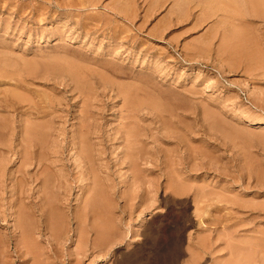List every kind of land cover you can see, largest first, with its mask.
Listing matches in <instances>:
<instances>
[{"label": "rangeland", "instance_id": "374dc122", "mask_svg": "<svg viewBox=\"0 0 264 264\" xmlns=\"http://www.w3.org/2000/svg\"><path fill=\"white\" fill-rule=\"evenodd\" d=\"M0 50V264H264V124L248 121L264 117V0H0ZM30 118L44 165L26 169ZM81 127L102 155L94 214ZM22 206L36 254L14 232Z\"/></svg>", "mask_w": 264, "mask_h": 264}, {"label": "bare ground", "instance_id": "6f19581e", "mask_svg": "<svg viewBox=\"0 0 264 264\" xmlns=\"http://www.w3.org/2000/svg\"><path fill=\"white\" fill-rule=\"evenodd\" d=\"M101 1V0H100ZM120 1V0H119ZM229 1V0H228ZM256 1V0H255ZM90 3V2H89ZM215 4V3H214ZM221 4V3H220ZM118 5V4H117ZM127 5V4H126ZM223 4H221V6H222ZM40 6V5H39ZM43 6V5H42ZM257 6V5H256ZM120 7V6H119ZM116 9V8H115ZM118 9V8H117ZM125 9V8H124ZM124 9H121V7L119 8V10L120 11H122V10H124ZM129 9V8H128ZM229 9V8H228ZM207 10V9H206ZM215 10V9H214ZM225 10V9H224ZM234 10V9H233ZM255 10H257V8L255 9ZM259 11V10H258ZM114 12H115V10H114ZM213 12V11H212ZM214 13V12H213ZM221 13V12H220ZM255 13V12H254ZM173 15V14H172ZM187 15V14H186ZM232 15V14H231ZM122 16V15H121ZM207 17V16H206ZM235 17V16H234ZM242 17V16H241ZM94 18V17H93ZM243 18V17H242ZM131 19V18H130ZM136 19V18H135ZM242 21V20H241ZM227 22V21H226ZM243 23V22H242ZM238 24V23H237ZM246 25H247V23H246ZM71 26V25H70ZM132 26V25H131ZM232 29V28H231ZM243 29V28H242ZM237 30V29H236ZM239 30V29H238ZM245 30V29H244ZM226 31V30H225ZM243 31V30H242ZM123 32H125V31H123ZM227 33V32H226ZM127 34V33H126ZM228 34V33H227ZM233 34V33H232ZM248 34H250V33H248ZM244 35V34H243ZM246 35V34H245ZM229 36H230V34H229ZM241 36V35H240ZM232 38H233V35H232ZM241 38V37H240ZM246 39V38H245ZM224 40V39H223ZM228 40V39H227ZM238 42V41H237ZM233 48V47H232ZM238 49H239V47H237ZM234 49V48H233ZM241 49V48H240ZM1 51V50H0ZM230 51V50H229ZM8 53V52H7ZM4 54H6V53H4ZM11 54V53H10ZM8 55V54H7ZM263 56V55H262ZM261 56V57H262ZM238 57V56H237ZM257 57H258V55H257ZM4 58V57H3ZM6 58H8V57H6ZM10 58V57H9ZM247 58H248V56H247ZM2 59V58H1ZM263 59V58H262ZM5 61V60H4ZM7 61L9 62V59H7ZM31 61V60H30ZM2 62V61H1ZM247 64V63H246ZM11 65V64H10ZM16 65V64H15ZM256 65V64H255ZM251 66V65H250ZM260 66V65H259ZM259 66H258V68H259ZM2 67H4V66H2ZM16 67V66H15ZM86 67V66H85ZM262 67V66H261ZM5 68V67H4ZM60 68V67H59ZM252 69V68H251ZM8 70V69H7ZM3 71V70H2ZM0 73H2V72H0ZM3 75H4V73H2ZM7 74V73H6ZM5 76H7V75H5ZM24 76V75H23ZM35 80V79H34ZM30 84V83H29ZM123 84V83H122ZM129 85V84H128ZM136 85V84H135ZM134 85V86H135ZM142 87V86H141ZM131 88V87H130ZM133 88V87H132ZM18 90V89H17ZM124 91V90H123ZM139 93V92H138ZM132 94V93H131ZM144 93H142V95H143ZM15 94H13V96H14ZM141 95V94H140ZM148 95V94H147ZM124 96V95H123ZM149 96V95H148ZM130 97H131V95H130ZM12 98H14V99H12ZM12 98H7V99H5V100H3L4 102H6V104H7V106H9V107H11V108H13L15 111L16 110H18V107H23V106H20V104H19V102H17L16 100H15V98H17V97H12ZM145 98V97H144ZM151 98V97H150ZM150 98H148V100L150 99ZM125 99V98H124ZM18 100H20V99H18ZM127 100H128V98H127ZM126 100V101H127ZM147 100V101H148ZM22 101V100H21ZM151 102V101H150ZM175 103V102H174ZM155 104V103H154ZM129 105H130V103H129ZM170 105V104H169ZM87 106V105H86ZM136 106V105H135ZM179 107V106H178ZM206 107V106H205ZM209 107V106H208ZM34 109H35V107H33ZM126 108H128V106L126 107ZM154 108V107H153ZM131 109H132V107H131ZM85 111V110H84ZM134 111V110H133ZM132 111V112H133ZM209 111V110H208ZM64 112V111H63ZM84 113H86V112H84ZM128 113H131L130 111L128 112ZM134 113V112H133ZM14 114V113H13ZM13 114H10V115H13ZM49 114V113H48ZM126 114V113H125ZM211 114V113H210ZM50 115V114H49ZM132 115H134V114H132ZM209 115V114H208ZM124 116V115H123ZM18 117V116H17ZM47 117V116H46ZM46 117H44V118H46ZM49 117V116H48ZM125 117V116H124ZM135 117V116H134ZM133 117V118H134ZM42 118V117H41ZM130 119V118H129ZM35 120V119H34ZM84 121V120H83ZM249 122H251L252 124H255V125H263L264 124V117H256V118H252V119H250V120H248ZM45 122V121H44ZM82 122V121H81ZM127 122V121H126ZM28 123V124H27ZM27 123L26 122H24V125H23V128L21 129L22 130V132H24V136H23V141H21L20 143H21V148L22 149H30V153H25V156H23V158H22V166H24V168H26L27 169V167L29 168V166L31 165V164H36V165H44L43 164V160L42 159H39V158H37V157H33V154H37L36 153V151H37V149H39V148H43V145H44V139H40V133H39V129H41L42 130V128H40L41 126H43V125H38V124H36L35 122H32L31 121V118L29 119V121L27 120ZM133 123V122H132ZM131 123V124H132ZM219 123V122H218ZM4 124V123H3ZM46 124V123H45ZM44 124V125H45ZM89 124V123H88ZM128 125V124H127ZM83 126V125H82ZM219 126V125H218ZM217 126V127H218ZM127 127V126H126ZM216 127V128H217ZM46 128H48V133L50 132H52V130H51V127L49 126V125H46ZM85 128L86 127H83V129H82V127H81V133L79 134V136H78V138L76 137V138H73L72 139V141H71V143H72V148L70 149L71 150V155H72V153H74L73 154V157L75 158V162H77L78 163V167H80L81 168V171H80V173H81V175H82V173H83V175H87V177H88V175H89V177H88V179H91V180H93L94 181V184H92L90 187H89V189L87 190V194H88V196H86V198H84V200H83V202H82V206H81V210H82V212L83 213H99V212H101V210H99L100 209V207L101 208H103V210L105 209L103 206H105V205H103V200L105 201H107V199H108V197H106L105 195H103L104 194V192H103V188H102V186H101V183L99 182L100 180H99V176L97 175V173H96V168H95V164L96 163H94V160L95 159H97L98 157H96V153H97V149H96V146H98V145H96V144H92V142L88 139V137H90L89 135H90V132L87 130V131H85ZM215 128V129H216ZM219 129H220V127H219ZM219 129H217V130H219ZM222 131H224V130H222ZM131 133H128V138L129 139H131V138H133V135L134 134H132V131H130ZM43 133V132H42ZM53 133V132H52ZM47 137V136H46ZM234 137V136H233ZM127 138V139H128ZM142 138V137H141ZM91 140H93V138L91 139ZM28 141V142H27ZM126 142H127V140H125ZM129 141V140H128ZM137 142V141H136ZM132 143V142H131ZM138 143V142H137ZM46 144H47V142H46ZM45 144V145H46ZM132 145V144H131ZM139 146V145H138ZM18 147V146H17ZM137 147V146H136ZM5 148V147H4ZM11 148V147H10ZM48 148V147H47ZM42 150V149H41ZM45 150V149H44ZM73 150H74V152H73ZM130 150V149H129ZM4 151H6V150H4ZM134 151V150H133ZM25 152V151H24ZM70 153V152H69ZM98 153H99V151H98ZM40 154V153H39ZM23 155V154H22ZM100 155V154H99ZM99 155H97V156H99ZM101 157H102V155H100ZM128 155H127V153L125 154V157H127ZM40 157V156H39ZM46 157V156H45ZM96 157V158H95ZM1 159V158H0ZM21 159V158H20ZM44 159V158H43ZM48 159V158H47ZM98 159H100V158H98ZM97 159V160H98ZM128 159V158H127ZM126 159V160H127ZM34 160V161H33ZM0 161H2V160H0ZM103 161V160H102ZM3 162V161H2ZM1 162V164H3ZM21 162V161H20ZM46 162H49L48 164L49 165H53V163L55 162V161H51V159L50 160H47ZM64 164V163H63ZM49 165H47V167L49 168L50 166ZM6 166V165H5ZM4 167V166H3ZM99 167V166H98ZM23 168V169H24ZM69 171V170H68ZM2 173V172H1ZM0 173V174H1ZM21 173V172H20ZM25 173H26V170H25ZM24 173V174H25ZM13 175V174H12ZM17 175V174H16ZM82 175V176H83ZM3 176V175H2ZM11 176V175H10ZM24 176H26V175H24ZM51 176V175H50ZM81 176V177H82ZM4 177V176H3ZM84 177V176H83ZM87 177H84V178H81V179H84L85 180V182H86V178ZM27 178V177H26ZM51 178V177H50ZM49 178V179H50ZM53 178V177H52ZM94 178H95V180H94ZM4 179V178H3ZM49 179H47V178H45V182L46 183H48L47 185H46V187L44 188V190L42 191L43 192V195L44 196H38L39 198H40V200L41 201H43V204H42V202H41V205L39 204V211H40V213H46V214H48V213H51L50 215H48V216H50V219H54V221L52 222V221H50V224H51V222H52V226H53V224H55V226H54V228H55V230L57 229L58 231H61V228H63V221L64 220H62V218L60 219L58 216L59 215H61V214H59L60 213V211H58V210H56V212L58 211L59 213L57 214V213H54L55 212V210H53V209H56L55 207H53V202H52V199L53 198H47V194L49 193V192H51V190H52V188L54 189V187H56V186H52V188L50 187V185H51V183L53 182H50V181H48ZM16 181V180H15ZM22 181V180H21ZM181 181V180H180ZM49 182H50V184H49ZM84 182V181H83ZM5 183V182H4ZM36 183V182H35ZM80 183V182H79ZM55 184V183H54ZM53 184V185H54ZM62 184V183H61ZM1 185V184H0ZM24 185V184H23ZM19 186H20V184H19ZM62 186H64V184H62ZM87 186V183L86 184H83V187H86ZM24 187V186H23ZM28 187V186H27ZM82 187V188H83ZM57 188H59V187H57ZM16 189H18V188H16ZM23 189V188H22ZM84 189V188H83ZM82 189V190H83ZM112 191V190H111ZM114 191V190H113ZM23 192V191H22ZM25 192V191H24ZM52 193V192H51ZM50 193V194H51ZM68 193V192H67ZM81 193V192H80ZM49 194V195H50ZM106 194V193H105ZM82 195V194H81ZM35 196V195H34ZM85 196V195H84ZM104 196L106 197V199L104 198ZM14 197V196H13ZM30 197V196H29ZM24 198V197H23ZM82 198V197H81ZM55 199V198H54ZM57 199V198H56ZM55 199V200H56ZM19 200H20V198H19ZM25 201V200H24ZM80 201V200H79ZM18 202V201H17ZM57 202V201H56ZM23 203V202H22ZM26 202H24L23 204L25 205V210H24V207L22 208V207H20L18 210H15V217H14V219H15V223H14V232H15V234L16 235H18L19 233H20V238L18 237V239H20L18 242V244H20V246L22 247V249L25 251V249L27 248L28 250H32L33 249V253L34 254H36L37 252L35 251V249L34 248H32L33 247V245H35V242L33 241V240H37V239H34V235H35V233H34V231H36V230H34L33 228H30L31 226H32V224H31V226L29 225L31 222H29V220H24V218H23V216H22V213H21V211L23 212V210L24 211H26L27 213H36L37 212V210L35 211L34 209V207H36L37 209H38V205L37 204H35V202H29V203H32V205H33V207H31V205L29 206L28 204H25ZM105 203H108V202H105ZM22 205V204H21ZM21 205H19V206H21ZM103 205V206H102ZM15 207V206H14ZM14 207H13V209H14ZM53 207V208H52ZM108 208H110L109 206L107 207L106 206V209H108ZM77 209H79V208H77ZM53 210V211H52ZM54 213V214H53ZM25 216H26V218L29 216V215H27V214H25V213H23ZM53 214V215H52ZM56 214V216H54ZM45 216V215H44ZM47 216V215H46ZM54 216V217H53ZM60 217H62V216H60ZM256 217V216H255ZM263 217V216H262ZM98 218V217H97ZM48 217L45 219V224H44V228L42 227V229H44V230H46L47 231V233L52 237V238H54L56 241H58L57 240V236H55V234L58 232L57 230H56V232L54 233L52 230H54V229H52L53 227H48L49 225H47L46 224V222H49L48 220ZM52 219V220H53ZM57 219V220H56ZM96 219V218H95ZM61 220V221H60ZM257 220V219H256ZM61 223H60V222ZM100 221V220H99ZM29 222V223H28ZM43 221L41 222V223H44ZM65 222V221H64ZM69 222V221H68ZM103 222V221H102ZM113 222V221H112ZM26 223V224H25ZM27 223H28V225L30 226L29 228L30 229H33L34 231H33V234H32V230H31V234L30 235H32L33 236V242H34V244L31 246L30 244H32V242H31V240H30V235L26 232V230L28 229H23L22 228V226H25V225H27ZM256 223V222H255ZM25 224V225H24ZM49 224V223H48ZM59 224L60 225H62V227L60 228V226H59ZM95 225H96V223H95ZM97 225H98V223H97ZM97 225H96V228H97ZM41 226L42 225H38V229L40 230V228H41ZM100 226V225H99ZM104 226V225H103ZM113 226H114V224H113ZM26 227V226H25ZM28 227V226H27ZM32 227H34V226H32ZM36 227V226H35ZM34 227V228H35ZM40 227V228H39ZM50 228L52 229L51 230V232H53V233H50ZM82 228V227H81ZM96 228H95V230H96ZM104 228V227H103ZM29 229V230H30ZM54 230V231H55ZM65 229L63 228V231H64ZM108 230H109V228H108ZM215 230V229H214ZM225 230V229H224ZM87 231V230H86ZM99 231V230H98ZM208 231H210V230H208ZM24 232L25 233H27V234H24ZM41 232V231H40ZM82 232V231H81ZM94 232V231H93ZM104 232V231H103ZM114 232V231H113ZM87 233V232H86ZM39 234V233H38ZM63 234V233H62ZM88 234V233H87ZM15 235V236H16ZM29 235V236H28ZM82 235V234H81ZM95 235H96V233H95ZM99 235H100V233H99ZM60 236V235H59ZM110 236V235H109ZM36 237V236H35ZM84 238H85V235L83 236ZM32 238V237H31ZM87 238V237H86ZM99 238V237H98ZM102 238V237H101ZM106 238V237H105ZM87 239H89V237L87 238ZM53 240V239H52ZM86 240V239H85ZM99 240V239H98ZM3 240H2V238H1V235H0V244H3V242H2ZM88 241V240H87ZM86 241V242H87ZM97 241V240H96ZM2 242V243H1ZM37 242V241H36ZM38 242H39V240H38ZM55 242V241H54ZM83 242H84V240H83ZM48 243V242H47ZM57 243H59V242H57ZM97 243H99V242H97ZM96 243V244H97ZM23 245V246H22ZM99 246L101 245V244H98ZM19 246V247H20ZM43 246V245H42ZM18 247V246H17ZM25 249H24V248ZM82 247H84V246H82ZM101 247V246H100ZM233 247V246H232ZM254 247V246H253ZM86 248V247H85ZM258 248V247H257ZM26 249V251H28ZM81 249V248H80ZM83 249V248H82ZM76 250V249H75ZM26 251L24 252V253H26ZM35 251V252H34ZM78 251V250H77ZM236 251H238L237 249H236ZM263 251V250H262ZM101 252H103V251H101ZM242 252H244V251H242ZM241 252V253H242ZM254 252V251H253ZM31 253H32V251H31ZM80 253V252H79ZM263 253V252H262ZM261 253V254H262ZM28 254V253H27ZM75 254V253H74ZM26 255V254H25ZM29 256V255H28ZM32 256H33V254H32ZM35 256V255H34ZM33 256V257H34ZM2 257V256H1ZM58 257V256H57ZM83 257H84V255H83ZM259 257V256H258ZM41 258H42V256H41ZM238 259V258H237ZM260 259V258H259ZM261 260V259H260ZM42 262V261H41ZM78 263V262H77ZM134 263V262H133ZM256 263V262H255ZM258 264V263H257Z\"/></svg>", "mask_w": 264, "mask_h": 264}]
</instances>
